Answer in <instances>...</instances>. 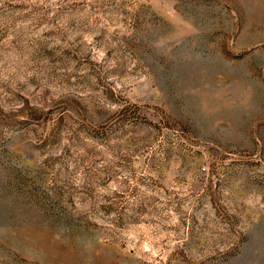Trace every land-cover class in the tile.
<instances>
[{
	"label": "rangeland",
	"instance_id": "obj_1",
	"mask_svg": "<svg viewBox=\"0 0 264 264\" xmlns=\"http://www.w3.org/2000/svg\"><path fill=\"white\" fill-rule=\"evenodd\" d=\"M0 264H264V0H0Z\"/></svg>",
	"mask_w": 264,
	"mask_h": 264
}]
</instances>
